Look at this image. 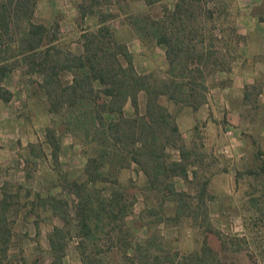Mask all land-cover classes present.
<instances>
[{
  "label": "rangeland",
  "instance_id": "rangeland-1",
  "mask_svg": "<svg viewBox=\"0 0 264 264\" xmlns=\"http://www.w3.org/2000/svg\"><path fill=\"white\" fill-rule=\"evenodd\" d=\"M177 4L180 9L175 13ZM262 4L261 0H36L32 20L48 27L45 41L54 36L53 58H63L66 52L81 54L83 36H99L98 30L105 27L152 86L166 83L178 88L176 101L159 99L172 114L178 135L167 129L158 135L166 144V156L158 161L168 166L180 160L182 145L180 162L187 177L161 172L153 188L141 168L122 159L120 147L114 149L111 141L85 142L78 127L79 135H73L69 120L88 107V100L74 109L48 112V99L39 85L42 77L27 70L26 55L11 41V49L0 54L11 65L0 81V93L10 94L7 100L0 94V200L8 202L5 210L0 208V264H53L58 255L63 264H82L81 256L87 254L101 264H132L134 248L137 243L144 248L145 238L155 240L151 254L162 264H264ZM23 27L14 28L13 37L17 39ZM156 27L172 43L170 57L167 47L156 41ZM251 49L257 50V58L249 57ZM71 78L66 71L59 72L62 85ZM138 102L144 113L143 92ZM192 103H197L196 109ZM123 114L134 115L130 103ZM87 130L93 136L90 126ZM50 140L59 144L57 163ZM41 152L44 155L39 156ZM89 158L96 159L107 179L83 186ZM155 164L148 161L150 171ZM115 177L118 184H113ZM67 178L80 184L86 200L82 201L88 203L87 237L77 233V197L69 193L75 188L64 186ZM169 183L174 193L166 189ZM114 189L128 205L123 219L109 218L117 209L111 212L112 205L104 202ZM50 196L68 202L67 224L53 212ZM54 228L62 230V238L54 236L63 244L60 251L51 249ZM121 235L130 242L126 253L119 244Z\"/></svg>",
  "mask_w": 264,
  "mask_h": 264
},
{
  "label": "trees",
  "instance_id": "trees-1",
  "mask_svg": "<svg viewBox=\"0 0 264 264\" xmlns=\"http://www.w3.org/2000/svg\"><path fill=\"white\" fill-rule=\"evenodd\" d=\"M36 6V0H0V54L5 53L11 49V41L15 42L19 53L26 55L27 70L31 73L42 77V81L39 84L44 90L48 99V112L59 113L63 109H74L75 106L85 99L88 100V107L83 110H77L76 114H72L69 124L74 127L69 129L73 135H79L77 128L83 129V133L80 134L85 142L96 141L100 139L104 142H112L119 148V155L122 159L128 158L130 163H133L141 168L144 174L147 176L148 184L154 188V183L157 177L163 172V175H181L187 177V170L185 165L180 161L184 157L183 146H179L180 160H173L170 164L164 165V162H159L158 159H162L166 155L163 153L165 150V142L162 144L158 139L159 134H163L165 130H169L172 135H178V128L174 122L172 114L168 109L159 102L161 97H167L171 100H177L178 88L172 86L173 84L163 83L161 86H152L146 75L138 74L131 61V57L127 52L125 46L115 43L112 40L111 34L108 28H100L99 36L93 37L83 36L82 45L83 52L81 54H75L66 52L63 58H53L52 51L55 49L54 36L45 41V35H47L48 27L42 23L34 22L33 12ZM180 9L179 4L176 5L175 13H178ZM24 25L23 31L19 33V37L16 39L14 33L19 28V25ZM16 28V31L13 29ZM154 35L157 36V43L164 44L167 48L166 54L170 57L173 47L171 41L165 36L160 34L161 30L158 27L154 30ZM107 38L106 40H103ZM39 55V56H38ZM124 59V64L121 61ZM4 55H0V81L11 69V65L6 64V58ZM4 60V62H2ZM66 71L71 75V80L62 85L59 80V72ZM95 84L97 86H95ZM143 92L145 95L144 113L139 112L138 94ZM3 98L7 100L9 98V92L3 93ZM130 103L134 109V115L132 117H125L123 114V108L125 104ZM199 103V102H197ZM197 103H192L191 106L196 109ZM83 107L86 103L81 104ZM115 115H117L115 117ZM89 126L94 131L93 136H90L87 129ZM169 134V135H171ZM171 135V136H172ZM168 141V137L166 138ZM52 149L53 161L57 163V154L59 150V144L50 140ZM171 145L174 147V141H171ZM122 145V146H119ZM106 154V153H105ZM144 157V160L141 158ZM121 159V160H122ZM156 161L152 171L148 168V161ZM120 168L124 167V164H120ZM179 169V171H178ZM86 181L83 186L88 184H94L98 180L107 179L104 178L99 172L98 164L95 158L87 159L85 165ZM110 177V176H109ZM109 179V178H108ZM69 183V184H68ZM113 184H118V180L115 177ZM66 188H75L73 193L77 197L76 205V225L77 233H80L83 237L91 234V226L89 225V215L86 212L87 204L82 201H86L81 196V186L75 180L69 181L68 178L64 185ZM168 192L174 193L172 183L165 184ZM204 186L200 189V194H204ZM51 198V208L56 215H59L67 224L71 217L68 210V202L62 199ZM40 196H37L33 201L35 205ZM108 201L110 205L117 209V212L110 215L109 218L123 219L125 217L128 205L122 201V193L117 192L115 189L110 193L109 198L104 200ZM82 203V205H80ZM101 206L105 204L102 202ZM8 206L6 198L0 200V208L5 210ZM112 221V220H111ZM116 225L111 229L116 230ZM6 233L9 229H5ZM62 230L54 228L53 236H50L51 249L55 251L62 250L63 244L56 240L62 238ZM126 235L119 237V244L126 248H123V252L126 253V249L130 244L126 240ZM155 240L145 238L146 244L137 243L132 255V264H149L148 259L158 261V256H153L151 253V244ZM85 253L84 249L81 251ZM62 253V252H61ZM98 253V252H96ZM165 253L164 260L167 258ZM62 255V254H61ZM92 256H81L82 264H101L95 262ZM61 256H55L54 261L58 264L61 262ZM195 259V258H193ZM162 260V261H164ZM137 261V262H135Z\"/></svg>",
  "mask_w": 264,
  "mask_h": 264
},
{
  "label": "crops",
  "instance_id": "crops-1",
  "mask_svg": "<svg viewBox=\"0 0 264 264\" xmlns=\"http://www.w3.org/2000/svg\"><path fill=\"white\" fill-rule=\"evenodd\" d=\"M262 2H263V4H264V0H261ZM262 4V7L263 8H261L262 10H263V12H264V5ZM257 53V50H253V49H251L250 51H249V57L251 56V58H257V55L258 54H256ZM126 105V104H125ZM182 130V129H181ZM37 155V154H36ZM40 155H44V153L43 152H41L40 154H39V156ZM51 155H52V152H51ZM38 156V155H37ZM47 156V155H46ZM43 158V157H42ZM48 158V157H47ZM39 159V158H38ZM57 159L59 160V154H57ZM57 160V161H58ZM35 206H36V204H35Z\"/></svg>",
  "mask_w": 264,
  "mask_h": 264
}]
</instances>
